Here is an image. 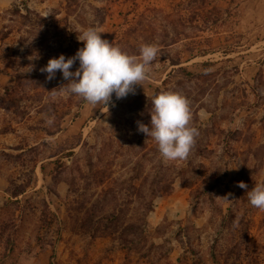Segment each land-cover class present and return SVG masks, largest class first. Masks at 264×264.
<instances>
[{
	"label": "rangeland",
	"instance_id": "1",
	"mask_svg": "<svg viewBox=\"0 0 264 264\" xmlns=\"http://www.w3.org/2000/svg\"><path fill=\"white\" fill-rule=\"evenodd\" d=\"M88 27L130 55L159 49L108 110L53 97L68 81L40 71ZM163 91L190 102L185 160L138 131ZM260 182L264 0H0V264H264L246 195Z\"/></svg>",
	"mask_w": 264,
	"mask_h": 264
},
{
	"label": "clouds",
	"instance_id": "2",
	"mask_svg": "<svg viewBox=\"0 0 264 264\" xmlns=\"http://www.w3.org/2000/svg\"><path fill=\"white\" fill-rule=\"evenodd\" d=\"M101 33L95 27L82 29L77 39L83 42V47L74 56L66 58L61 54L49 59L40 69L47 73L49 81L55 78L57 71L68 81L50 92L53 97L75 95L93 107L102 105L108 110L113 94L117 100L126 98L130 93L135 94L136 85H142L149 78L151 64L159 53L156 45L142 44L139 56L130 55L103 39ZM77 61L79 67L72 71ZM150 115V126L138 123V131L154 139L165 161L187 159L199 134L191 126L189 100L179 92H160L152 97ZM47 123L51 124L52 120ZM237 186L248 187L242 181ZM246 195L252 207L264 211V182L256 183Z\"/></svg>",
	"mask_w": 264,
	"mask_h": 264
},
{
	"label": "trees",
	"instance_id": "3",
	"mask_svg": "<svg viewBox=\"0 0 264 264\" xmlns=\"http://www.w3.org/2000/svg\"><path fill=\"white\" fill-rule=\"evenodd\" d=\"M109 191V190H108ZM108 193V192H107ZM106 193V194H107ZM155 195H157V193H154L153 192V196L155 197ZM138 197H139V200L141 199V201L142 202H144V199H143V195L142 194H138L137 195ZM151 210H152V204H151V202L148 204V206H146L145 208H144V210H143V213L144 214H147V213H149V212H151ZM90 217V216H89ZM107 217H118V215H116V213L114 212V213H110Z\"/></svg>",
	"mask_w": 264,
	"mask_h": 264
}]
</instances>
